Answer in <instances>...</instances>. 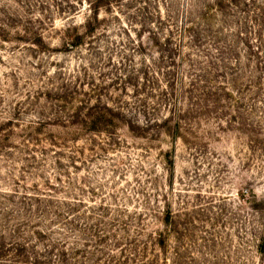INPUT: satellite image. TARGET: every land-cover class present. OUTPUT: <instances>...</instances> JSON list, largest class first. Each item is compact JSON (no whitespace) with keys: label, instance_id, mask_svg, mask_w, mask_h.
I'll return each mask as SVG.
<instances>
[{"label":"rangeland","instance_id":"374dc122","mask_svg":"<svg viewBox=\"0 0 264 264\" xmlns=\"http://www.w3.org/2000/svg\"><path fill=\"white\" fill-rule=\"evenodd\" d=\"M0 264H264V0H0Z\"/></svg>","mask_w":264,"mask_h":264}]
</instances>
